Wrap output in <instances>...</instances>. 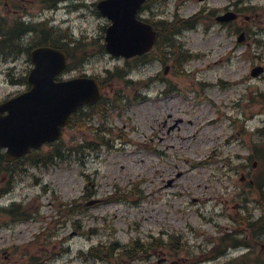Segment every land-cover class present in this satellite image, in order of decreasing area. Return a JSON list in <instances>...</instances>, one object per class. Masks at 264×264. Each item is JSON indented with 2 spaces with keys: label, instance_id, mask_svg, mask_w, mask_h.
I'll list each match as a JSON object with an SVG mask.
<instances>
[{
  "label": "rangeland",
  "instance_id": "obj_1",
  "mask_svg": "<svg viewBox=\"0 0 264 264\" xmlns=\"http://www.w3.org/2000/svg\"><path fill=\"white\" fill-rule=\"evenodd\" d=\"M29 1L34 8L24 1L8 0L7 9H30L38 14L50 3ZM96 1L82 0L86 3L82 8L61 6L36 21L55 14L53 23L60 29L57 36L69 27L71 40H77L73 46L66 45L70 68L80 66L84 54L92 55L83 68L106 77L107 98L114 99L118 93L119 104H113L107 119L96 116L94 124L67 128L59 145L70 152L64 158L43 162L45 152L54 148L46 145L36 154L39 164L25 165L15 173L9 191L0 195V208L22 202L26 209L18 212H35L37 220L17 222L0 213V264H6L13 246L18 248L10 264H26L30 257L33 263L37 253L43 256L41 264H113L85 255L92 246L129 245L135 240L147 248L139 264H264V244L257 242L264 240V234L255 239V229L245 228L263 212L254 180L262 176L264 162L252 156L250 144L252 138L264 144V135L258 131L264 127V72L251 74L254 67H264V12L259 14L251 6L264 7V0L158 3L155 19L161 15L173 19L175 13L189 17L202 11L196 27L185 30L169 48L173 56L182 48L193 58L179 71L173 60L166 65L141 66L132 72L134 81L128 86L109 72L124 66L126 59L102 51L93 39L104 36L108 24ZM229 11L239 19L217 20L218 14ZM52 34L40 29L32 42ZM83 38L91 39L96 47L76 44ZM220 58V66L212 73L209 65L217 66ZM31 65L26 49L16 57L0 56V101L25 88L11 83V70L20 79L28 75ZM82 72L78 67L76 73ZM260 92L262 96H255ZM249 117L253 119L245 128L244 120ZM77 145L83 148L70 149ZM204 159L208 162L203 163ZM73 202L80 204L78 209L71 207ZM39 230L41 240L34 245L38 247L24 245ZM236 230L244 232L231 234ZM171 233L182 238L171 240ZM223 233L229 241L240 243L246 237L248 247L231 248L216 256L224 247L220 244ZM160 237L165 244L155 243L154 238ZM117 260L119 264L126 261L120 256Z\"/></svg>",
  "mask_w": 264,
  "mask_h": 264
},
{
  "label": "water",
  "instance_id": "obj_2",
  "mask_svg": "<svg viewBox=\"0 0 264 264\" xmlns=\"http://www.w3.org/2000/svg\"><path fill=\"white\" fill-rule=\"evenodd\" d=\"M143 1L104 0L99 4L103 14L113 20L106 37L107 47L112 52L130 55L147 50L154 43L156 33L152 26L136 19L137 9ZM33 57L39 69L31 75L33 89L11 101L8 108L13 114L0 117V146L9 145L13 150L7 154L8 159L31 146L39 147L44 141L59 137L72 111L101 97L96 79L54 81V76L65 67L63 52L39 48Z\"/></svg>",
  "mask_w": 264,
  "mask_h": 264
},
{
  "label": "trees",
  "instance_id": "obj_3",
  "mask_svg": "<svg viewBox=\"0 0 264 264\" xmlns=\"http://www.w3.org/2000/svg\"><path fill=\"white\" fill-rule=\"evenodd\" d=\"M54 2L52 3L53 6H56V2H58L59 0H53ZM176 24L175 23H166V25L164 26H161L162 29H160L159 31V35H160V44L163 42V41H169V40H172L173 39V35L177 32H179L181 26L177 27L175 26ZM164 35V36H163ZM17 40L19 39V36L16 37ZM54 43V42H52ZM155 55V54H152V56ZM108 102L111 103V101H108V100H101L96 106H93V107H88V111L87 112H83L82 115H83V118L80 119L79 116H77L75 114V116H72V119H71V125L72 126H81L84 122L87 123V120H90L92 115L94 113H106L107 110H108V107H106V104H108ZM57 155L59 156H63V152L61 151H57ZM32 161H37L35 159H32ZM171 240H174V238H172ZM176 240V239H175Z\"/></svg>",
  "mask_w": 264,
  "mask_h": 264
},
{
  "label": "bare ground",
  "instance_id": "obj_4",
  "mask_svg": "<svg viewBox=\"0 0 264 264\" xmlns=\"http://www.w3.org/2000/svg\"><path fill=\"white\" fill-rule=\"evenodd\" d=\"M164 36V35H163ZM30 41V38L26 39L25 41H14L12 38H8L6 39V41L1 45V50L5 51V50H11L12 48L14 49H17V48H20L21 45H23L25 47V44L27 45ZM222 60L219 59V61L217 62V66H211L209 65V67H212V73L215 72V69L220 66V61ZM206 161V160H204ZM192 169V167H190L189 169L187 170H182L181 171V174L182 175H185L186 173H188L190 170ZM213 176V174L211 175ZM211 199V198H210ZM248 225H250L254 230V234H257L258 232H261V230L263 229V225H264V217H262L261 219H256L254 221H251L248 223ZM238 247H244V244L240 243V242H234L232 243L228 250L231 249V248H238Z\"/></svg>",
  "mask_w": 264,
  "mask_h": 264
}]
</instances>
